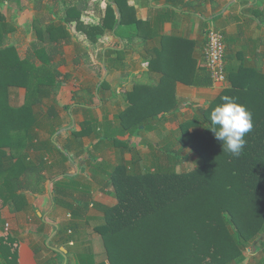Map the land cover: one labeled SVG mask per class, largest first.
Instances as JSON below:
<instances>
[{"label":"crops","instance_id":"crops-1","mask_svg":"<svg viewBox=\"0 0 264 264\" xmlns=\"http://www.w3.org/2000/svg\"><path fill=\"white\" fill-rule=\"evenodd\" d=\"M212 27L225 36L227 81L198 86L207 80ZM45 51L58 74L50 81ZM28 61L37 69L30 82ZM19 74L24 85L16 86L11 76ZM0 85V105L31 106L29 126L8 134L21 143L0 148V168L16 164L0 173V185L39 179L26 173L22 156L29 166L44 165L47 179L35 192L6 190L0 234L19 242L17 264H109L97 228L101 207L118 203L109 187L113 170L125 164L137 173L139 154H172L176 143L190 151L174 134L192 133V123L227 92L252 85L264 99V0H0ZM34 85L42 94L29 95ZM66 177L90 185L64 196L75 210L86 202L82 217L68 203L54 204V181ZM62 248L66 258L56 251ZM244 256L242 264H264V247Z\"/></svg>","mask_w":264,"mask_h":264},{"label":"trees","instance_id":"trees-1","mask_svg":"<svg viewBox=\"0 0 264 264\" xmlns=\"http://www.w3.org/2000/svg\"><path fill=\"white\" fill-rule=\"evenodd\" d=\"M45 52L50 74L45 81H50L58 74L49 53ZM36 71L34 63L28 61L29 82L35 80ZM11 77H18L12 80L14 85H24L19 80L21 74ZM205 77L207 80L198 79L195 84L210 86V77L208 74ZM55 85L51 91L56 93L60 88ZM251 86L247 85L246 91L227 92L223 99L203 111L201 120L192 123L195 127L192 133L187 129L180 137L183 145L201 158L200 169L183 175L173 170L133 175L122 164L113 170L109 187L114 189L118 203L111 208L101 207L104 222L97 228L109 264H242L246 252L257 253L264 247V99L258 91H251ZM34 87L29 95L42 94L41 88ZM30 107L29 104L16 110L9 104L0 105V148L5 143H21L20 135L8 134L29 126ZM3 129H7L6 136ZM28 141L30 146L32 138ZM13 158L9 159L13 161ZM26 160L24 156L19 160L24 162L26 173H39V179L20 183L13 178L0 185V225L1 207L7 197L4 188L35 192L47 181L40 176L45 166L32 167ZM15 165L3 164L0 173L12 170ZM12 172L15 175L17 170ZM72 181L75 178L54 181V204L68 203L73 215L82 217L83 211L79 210L88 208L86 202H78L75 210L76 203L69 195L64 197L76 191ZM174 183L179 190L173 193L180 196L175 199L172 198ZM162 185L164 189L160 191ZM63 234L64 230H59L58 235ZM20 257L17 239L11 234H1L0 264H17ZM58 257L64 259L59 254Z\"/></svg>","mask_w":264,"mask_h":264},{"label":"rangeland","instance_id":"rangeland-1","mask_svg":"<svg viewBox=\"0 0 264 264\" xmlns=\"http://www.w3.org/2000/svg\"><path fill=\"white\" fill-rule=\"evenodd\" d=\"M35 31V30H34ZM171 131H176V129H172ZM185 131V130H184ZM184 131L182 132L184 134ZM176 135L177 139H180V133H176L174 134ZM55 144V143H54ZM56 146V145H55ZM172 154L169 153H164V152H156V153H141V155L139 154V159L140 161L137 162V166H139V169L137 170L138 174H148V173H154L155 171L158 172L159 170L161 171H168V170H173L174 172H176L178 175H183V174H189L192 173L198 169H200L202 167V160L199 157L198 154H196L193 151H188L187 149H185L180 143L177 145H175ZM155 157V162L153 161V156ZM187 158V162H179V159H186ZM152 163V169H154V172L148 168V165H150ZM136 167V166H135ZM130 174H137L135 170L133 171H129ZM176 174V175H177ZM72 187L76 188L77 190L79 188H83V189H87L86 186H90L89 184H82L80 182L77 181H72L71 183ZM109 186V185H108ZM98 188V187H97ZM164 189V186H160V191H162ZM7 188L3 189V194L6 193ZM89 190V188H88ZM97 190V189H96ZM179 190V186L174 183L172 186V198H178L180 196L175 195L173 192H178ZM115 194V193H114ZM62 213L64 212L63 209ZM4 224H3V218H2V223L0 225V233H1V229H3ZM5 234H8V232H5ZM1 235V234H0ZM53 238L51 239L50 236H48V238L46 239V241H50L49 245L51 246ZM46 242V244H47ZM52 242V243H51ZM48 244L46 246H49ZM49 248V247H48ZM46 258H48V256L45 255H39L37 260H47ZM22 259V256L20 257V260Z\"/></svg>","mask_w":264,"mask_h":264},{"label":"built area","instance_id":"built-area-1","mask_svg":"<svg viewBox=\"0 0 264 264\" xmlns=\"http://www.w3.org/2000/svg\"><path fill=\"white\" fill-rule=\"evenodd\" d=\"M204 57L205 67L211 82L213 84H225L227 81L226 44L224 33L221 30L213 27L208 29Z\"/></svg>","mask_w":264,"mask_h":264},{"label":"water","instance_id":"water-1","mask_svg":"<svg viewBox=\"0 0 264 264\" xmlns=\"http://www.w3.org/2000/svg\"><path fill=\"white\" fill-rule=\"evenodd\" d=\"M83 171H84V170H83ZM49 242H50V241H49ZM49 242H48V245H49ZM56 251H57V253L62 254V255L64 256V258H66L67 251H66L64 248H62L61 250H57V249H56Z\"/></svg>","mask_w":264,"mask_h":264}]
</instances>
